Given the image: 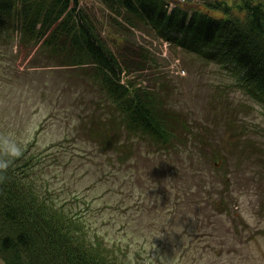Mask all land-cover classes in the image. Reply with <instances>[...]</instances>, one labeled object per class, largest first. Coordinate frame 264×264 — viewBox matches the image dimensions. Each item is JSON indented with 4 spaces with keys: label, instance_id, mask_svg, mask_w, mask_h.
Here are the masks:
<instances>
[{
    "label": "rangeland",
    "instance_id": "374dc122",
    "mask_svg": "<svg viewBox=\"0 0 264 264\" xmlns=\"http://www.w3.org/2000/svg\"><path fill=\"white\" fill-rule=\"evenodd\" d=\"M82 1L104 23L103 40L116 51L118 41L114 44L110 37L119 38L121 30L107 22L108 5ZM124 27L130 42L140 46L135 61L148 67L134 80L157 94L164 106L181 111L186 122H209L218 149L239 138L255 140L261 147L257 163L245 144L228 156L220 152L228 160L221 170L205 160L202 151L209 148L201 151L191 143L185 154H171L162 167L166 157L140 142L130 164L119 158L115 166H101L115 151L102 152L94 142L100 136L89 134L85 124L108 110L91 67L64 68L58 64L60 53L32 61L39 54L36 47L22 45L17 32L0 47V133L36 158L44 156L36 166L38 176L44 175L41 180L48 179L56 195L80 208L103 235L127 245L136 264H264V103L244 86L234 65L169 43L155 28L128 21ZM98 97L103 101L99 109L91 101ZM232 117L255 127L248 133L239 128L234 137L229 132ZM113 137L124 138L119 132ZM175 171L178 178L171 177ZM0 264H5L2 259Z\"/></svg>",
    "mask_w": 264,
    "mask_h": 264
},
{
    "label": "trees",
    "instance_id": "16d2710c",
    "mask_svg": "<svg viewBox=\"0 0 264 264\" xmlns=\"http://www.w3.org/2000/svg\"><path fill=\"white\" fill-rule=\"evenodd\" d=\"M100 2L111 11V21L107 22L121 30L119 38L108 35L114 44L118 41L116 51L103 40L104 23L96 13L92 17L93 9L82 0H0V47L10 43L12 33L17 32L22 45L36 47L39 54L32 61L52 59V55L60 53L62 62L58 64L64 68L91 67L93 79L108 100V110L85 124L89 134L100 136L94 142L102 152L115 151L101 166H115L119 158L126 165L140 142L158 148L166 157L162 167L171 154H185L191 143L201 151L209 148L208 152L202 151L205 160L213 161L221 170L228 161L221 153L228 156L240 152L245 144L257 163L261 147L255 140L239 138L232 140L229 148L218 149V144H212L209 122L203 126L186 122L181 111L164 106L157 94L134 80L135 74L148 67L135 61L140 46L124 34V21L155 28L157 35L169 43L216 59L224 66L234 65L233 71L244 86L264 103V0ZM122 45L130 46L133 52L125 51ZM139 57L148 60L147 54ZM84 71L85 76L89 74ZM91 101L97 109L103 106L100 97ZM72 112L79 111L72 107ZM232 119L229 132L234 137H239V128L246 133L255 127L243 118ZM115 132L124 138H114ZM21 150L22 155L8 169L7 180L0 184V259L5 264L137 263L127 245L103 235L100 227L89 224L80 208L79 211L69 199L56 195L58 190L48 179L41 180L44 175L38 176L36 166L44 156L36 158L24 146ZM189 162L197 172L196 165ZM172 167L170 164L171 169L180 170L177 165ZM177 171L171 172V177L178 178Z\"/></svg>",
    "mask_w": 264,
    "mask_h": 264
},
{
    "label": "clouds",
    "instance_id": "9594fccd",
    "mask_svg": "<svg viewBox=\"0 0 264 264\" xmlns=\"http://www.w3.org/2000/svg\"><path fill=\"white\" fill-rule=\"evenodd\" d=\"M22 155L20 145L10 136L0 135V184L7 180L13 161Z\"/></svg>",
    "mask_w": 264,
    "mask_h": 264
}]
</instances>
